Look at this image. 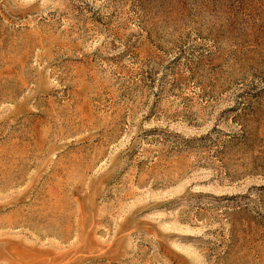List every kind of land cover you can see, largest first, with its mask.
I'll return each mask as SVG.
<instances>
[{
    "label": "rangeland",
    "instance_id": "obj_1",
    "mask_svg": "<svg viewBox=\"0 0 264 264\" xmlns=\"http://www.w3.org/2000/svg\"><path fill=\"white\" fill-rule=\"evenodd\" d=\"M0 264H264V0H0Z\"/></svg>",
    "mask_w": 264,
    "mask_h": 264
}]
</instances>
